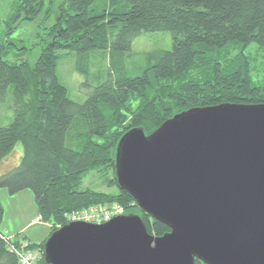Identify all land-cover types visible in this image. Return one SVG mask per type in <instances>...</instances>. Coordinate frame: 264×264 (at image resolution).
I'll return each instance as SVG.
<instances>
[{"label":"trees","instance_id":"16d2710c","mask_svg":"<svg viewBox=\"0 0 264 264\" xmlns=\"http://www.w3.org/2000/svg\"><path fill=\"white\" fill-rule=\"evenodd\" d=\"M54 2H15L8 34L19 19L43 11L49 16ZM57 15L34 62L9 60L22 46L0 38V105L8 99L14 109L12 120L0 126V161L18 142L23 147L19 164L0 173V189L33 190L38 217L51 223L41 242L13 239L0 228V264H20L16 248L39 250L38 264H48L46 239L68 222L67 213L90 206L119 203L126 213L141 215L150 233L163 235L170 227L117 182L122 135L133 127L149 134L191 107L264 103V83L255 81L254 57L245 52L253 43L264 48V0H64ZM159 30L171 32L172 48L148 52L143 70L130 74L125 57L134 37ZM72 52L87 56L77 66L86 78L96 59L107 63L82 101L69 97L57 71ZM91 172L115 189L82 187ZM3 216L0 199V225ZM195 264L207 263L196 258Z\"/></svg>","mask_w":264,"mask_h":264},{"label":"water","instance_id":"95a60500","mask_svg":"<svg viewBox=\"0 0 264 264\" xmlns=\"http://www.w3.org/2000/svg\"><path fill=\"white\" fill-rule=\"evenodd\" d=\"M119 186L170 230L137 213L68 221L45 242L48 264H264V103L174 114L118 141Z\"/></svg>","mask_w":264,"mask_h":264},{"label":"rangeland","instance_id":"374dc122","mask_svg":"<svg viewBox=\"0 0 264 264\" xmlns=\"http://www.w3.org/2000/svg\"><path fill=\"white\" fill-rule=\"evenodd\" d=\"M18 0H0V38L12 39L18 42L21 49L11 53L8 57L12 61H21L26 58L34 62L40 54L42 38L57 19L58 8L64 0H55L53 10L49 16L46 11L41 12L34 19H19L15 22L12 31L9 32V22L14 12L15 2ZM173 46L172 34L168 30L143 31L134 37L131 51L125 57V66L130 74H139L146 63V54L157 50H169ZM24 47V48H23ZM103 52V51H102ZM254 57L252 62V74L256 82L264 83V48H259L256 43L251 44L245 51ZM101 53V52H100ZM97 56V55H96ZM103 56V54H101ZM88 61L94 58L93 53H88ZM87 56L72 52L60 59L58 63V75L61 82L66 85L70 98L82 101L91 91L90 84L98 82L100 75L107 69L106 60L103 57L96 59L91 68L90 78H86L78 71L77 66L86 64ZM97 61V62H96ZM14 117V109L7 99L0 105V126L8 124ZM23 155L22 143L18 142L12 152L0 161V173H4L18 165ZM103 177L97 172H91L82 182V187L111 191L103 181ZM0 199L4 208V216L0 228L13 239H22L28 236L33 242L43 241L51 230V223L38 217L34 192L24 189L15 194H10L6 187L0 189ZM103 204V205H111ZM121 205L119 203H116ZM39 251V250H38ZM39 257V256H38Z\"/></svg>","mask_w":264,"mask_h":264},{"label":"built area","instance_id":"2783aa9c","mask_svg":"<svg viewBox=\"0 0 264 264\" xmlns=\"http://www.w3.org/2000/svg\"><path fill=\"white\" fill-rule=\"evenodd\" d=\"M125 213V209L122 205L114 203L111 205H96L81 210H75L67 213L66 218L68 221L84 220L88 222L102 223L114 216L122 215ZM15 251L18 255L20 264H38L40 251L36 249L25 250L17 248L15 249Z\"/></svg>","mask_w":264,"mask_h":264}]
</instances>
